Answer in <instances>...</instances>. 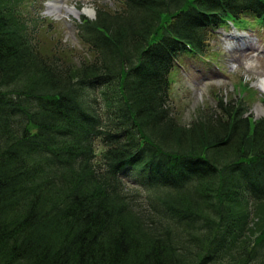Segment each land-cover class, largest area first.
Wrapping results in <instances>:
<instances>
[{
  "label": "trees",
  "instance_id": "obj_1",
  "mask_svg": "<svg viewBox=\"0 0 264 264\" xmlns=\"http://www.w3.org/2000/svg\"><path fill=\"white\" fill-rule=\"evenodd\" d=\"M0 0V264H264L234 248L235 203L264 205V118L242 102L189 126L170 75L264 0H117L83 18L76 68ZM5 3H7L5 8ZM190 55V56H188Z\"/></svg>",
  "mask_w": 264,
  "mask_h": 264
},
{
  "label": "rangeland",
  "instance_id": "obj_2",
  "mask_svg": "<svg viewBox=\"0 0 264 264\" xmlns=\"http://www.w3.org/2000/svg\"><path fill=\"white\" fill-rule=\"evenodd\" d=\"M55 1L60 17L51 16L48 11ZM8 6L14 11L12 18L18 27L22 21L32 26V21L38 20L37 27L29 28L39 42V49L62 67L74 69L90 56L78 38L77 26L83 18L94 19L97 8L119 7L117 0H16ZM73 9H88L93 15L77 17ZM237 26V29L229 26L213 36L204 52L206 61L196 56L182 59V65L172 73L170 102L175 118L182 125L189 126L200 114L217 110L221 100L242 102L256 120L264 118L257 116L258 109L264 108V90L256 86L258 80L264 79V23L246 18ZM244 35L251 40L242 39ZM240 201L234 205L237 218L234 248L245 241H254L264 228L263 203Z\"/></svg>",
  "mask_w": 264,
  "mask_h": 264
},
{
  "label": "bare ground",
  "instance_id": "obj_3",
  "mask_svg": "<svg viewBox=\"0 0 264 264\" xmlns=\"http://www.w3.org/2000/svg\"><path fill=\"white\" fill-rule=\"evenodd\" d=\"M48 11H49V14L51 16H56V17H60V9L58 7V1H55V2H52V4L48 7ZM72 12L77 16V17H80L82 14H86V15H91V11H89L88 9H84V10H81V11H76V10H72ZM256 86L261 89V90H264V79H260L256 82ZM258 115H264V108L263 107H260L258 109Z\"/></svg>",
  "mask_w": 264,
  "mask_h": 264
}]
</instances>
